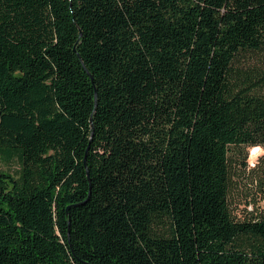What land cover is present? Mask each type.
<instances>
[{
  "label": "trees",
  "instance_id": "obj_1",
  "mask_svg": "<svg viewBox=\"0 0 264 264\" xmlns=\"http://www.w3.org/2000/svg\"><path fill=\"white\" fill-rule=\"evenodd\" d=\"M254 147L264 0H0V264H264Z\"/></svg>",
  "mask_w": 264,
  "mask_h": 264
},
{
  "label": "rangeland",
  "instance_id": "obj_2",
  "mask_svg": "<svg viewBox=\"0 0 264 264\" xmlns=\"http://www.w3.org/2000/svg\"><path fill=\"white\" fill-rule=\"evenodd\" d=\"M255 148V147H254ZM235 149L231 152V182L229 202L236 220L250 219V203L259 216H264V200L261 186L264 185V147L259 149ZM241 153L239 154V152ZM20 168L18 160L5 162L0 159V173L14 174Z\"/></svg>",
  "mask_w": 264,
  "mask_h": 264
},
{
  "label": "bare ground",
  "instance_id": "obj_3",
  "mask_svg": "<svg viewBox=\"0 0 264 264\" xmlns=\"http://www.w3.org/2000/svg\"><path fill=\"white\" fill-rule=\"evenodd\" d=\"M254 149H259L258 147H255Z\"/></svg>",
  "mask_w": 264,
  "mask_h": 264
},
{
  "label": "built area",
  "instance_id": "obj_4",
  "mask_svg": "<svg viewBox=\"0 0 264 264\" xmlns=\"http://www.w3.org/2000/svg\"><path fill=\"white\" fill-rule=\"evenodd\" d=\"M249 209H253L252 207H250Z\"/></svg>",
  "mask_w": 264,
  "mask_h": 264
}]
</instances>
